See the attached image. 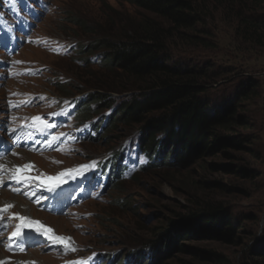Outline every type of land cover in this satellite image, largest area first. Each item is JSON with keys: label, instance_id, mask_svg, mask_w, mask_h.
Returning a JSON list of instances; mask_svg holds the SVG:
<instances>
[{"label": "rangeland", "instance_id": "374dc122", "mask_svg": "<svg viewBox=\"0 0 264 264\" xmlns=\"http://www.w3.org/2000/svg\"><path fill=\"white\" fill-rule=\"evenodd\" d=\"M30 1L32 5L28 0H0V12L4 13L0 19V36L4 33L2 30H9L14 23L20 24L19 17L23 15V23L33 27L36 39L34 44L25 46L18 54L0 52V61L5 60L9 66L22 61L44 69L36 78L0 85V120L7 95L13 88L12 91L33 97L47 95L49 99L41 102L38 109H25L21 115L29 111V115L46 116L51 122L55 120L53 112L61 115L66 108L79 107L86 96L97 92L95 85L102 86L112 80L108 75L110 72L101 67L102 53L94 52L86 61V56L80 53L81 48L83 50L87 46L89 50L100 32L123 33L128 21L145 13L128 0ZM42 7L46 13H41ZM206 12L207 18L194 34L198 40L176 41L174 57L186 60L193 67L204 68L211 74L213 81L207 95L212 99L224 100L233 94L235 87L242 83H237L239 76L253 81L252 95L241 102L242 109L238 112V116L247 123L233 134L240 138V143L212 155L205 153L186 165H177V161L167 159L166 165L149 174L135 175L137 180L134 183L125 179L112 188H104L102 178H97L91 187V196L64 217L37 212L25 200L1 193L0 202L15 205L14 200L17 199L25 217L35 213L38 219H31L41 220L57 234L71 237L76 253L80 252L71 254L70 259L84 257L83 261L90 263L85 258L99 252L101 256L116 254L119 257L116 264H123L128 256L140 264H209V261L197 260L196 252L202 251L221 254L230 264H245L249 258L245 250L248 245L259 250L264 247V47L255 48L245 42L237 32V20L225 9L210 6ZM259 16L264 20L263 12ZM57 85L64 88L65 94L57 92ZM125 98L113 93L115 103L103 108L101 115L112 112V120ZM87 103L81 105L80 116L73 118V114H69L70 121H76L77 126H60L51 138H47L43 127L33 122V136L41 146L39 153L49 157L28 156L24 161H32L40 172L50 175L72 168L74 181L78 176L85 177L81 175L88 171L91 160L101 159L123 147L124 156L131 155L126 160L130 168L125 175L132 174L142 162L135 155L133 145L139 140V128L116 124L113 130L109 123L98 141H90L89 135L83 139L85 134L80 128L99 126L90 123L98 113L82 117ZM90 109L93 111L96 107L92 104ZM53 137L57 139L53 140ZM7 160L15 161L17 165L21 162L9 157ZM86 186L87 182L81 181L78 189ZM193 199L221 202L236 216L247 217L248 220L243 222L231 244L217 243L209 238L177 239L175 247L165 251L163 258H158L155 250L148 258L149 252H142L144 245L157 241L161 235L160 245L167 243L179 227L172 224L176 220L173 214H183ZM15 206L14 211L21 214L18 205ZM1 251L0 247V254ZM15 259L17 262L11 264L31 260L39 264L61 262L40 251H31Z\"/></svg>", "mask_w": 264, "mask_h": 264}, {"label": "trees", "instance_id": "16d2710c", "mask_svg": "<svg viewBox=\"0 0 264 264\" xmlns=\"http://www.w3.org/2000/svg\"><path fill=\"white\" fill-rule=\"evenodd\" d=\"M128 1L146 15L128 21L123 33L96 34L91 48L85 46L80 50L86 61L90 54L100 51L101 67L112 77L105 85L94 84L97 92L85 97L88 103L82 117L101 115L104 112L101 110L114 102L113 93L126 97L117 107L110 129L115 130L116 124L139 128L142 137L138 140L139 152L153 161L142 168V175L166 165L167 159L186 165L205 153L212 155L237 147L240 138L233 135L234 131L247 123L238 112L242 109L241 102L252 95L253 81L239 76L237 83H242L233 94L224 100L212 99L207 95L213 81L211 74L175 58V45L176 41L198 40L194 34L207 18L208 7L215 6L233 14L238 22L237 32L245 42L255 48L264 47V20L259 16L264 13V0ZM56 90L65 94L61 85ZM92 104L96 107L93 111ZM136 180L135 176L131 178L133 183ZM173 215L176 220L172 224L179 227L163 246L162 235L157 241L146 243L142 252H149L148 258L154 250L158 258H163L165 251L175 247L177 239L209 238L231 244L248 220L236 216L221 202L197 199L192 200L183 214ZM245 250L249 256L245 264H264V247L259 250L248 245ZM196 257L209 264L231 263L215 252L197 251ZM133 263L140 264L135 258Z\"/></svg>", "mask_w": 264, "mask_h": 264}, {"label": "snow or ice", "instance_id": "6c2138e0", "mask_svg": "<svg viewBox=\"0 0 264 264\" xmlns=\"http://www.w3.org/2000/svg\"><path fill=\"white\" fill-rule=\"evenodd\" d=\"M15 63H23L22 61H15ZM15 95V93H14ZM13 107H18L19 105H12ZM33 122H42L40 117H33L32 118ZM57 139L56 137H53V140ZM15 154V153H14ZM33 167V165L28 164V165H23V166H15L11 169H7L4 165L0 164V172H7L8 178L9 179H13L16 180L17 182L24 180L25 176L23 175L25 171L31 170V168ZM87 167V166H85ZM65 175V173H60L58 177H56L55 179H59L60 176ZM36 179H40V177H37ZM48 179H53L51 177H49ZM4 183V178L2 175H0V186H2ZM49 190H51L52 187H54V185H48ZM13 191H18L16 189H13ZM26 194V193H25ZM12 207H14V205L11 204H6L4 205L2 208H0V212H7L8 210H10ZM14 219H18L21 223L18 224L16 226V231H13L12 233V237H18L20 236V228L21 227H31L32 222L30 221V218L24 217L19 215L18 213H13L12 217ZM37 225H40V222H35ZM41 227H43L42 225H40ZM44 234L48 236V239L54 242H58L64 245V247L67 250L70 251H75V247L73 246V242L71 237H59V236H55L54 234H52V229L50 228H45L44 229ZM21 251H23V249H21ZM72 264H86L85 261L80 260V261H76V262H72Z\"/></svg>", "mask_w": 264, "mask_h": 264}, {"label": "bare ground", "instance_id": "6f19581e", "mask_svg": "<svg viewBox=\"0 0 264 264\" xmlns=\"http://www.w3.org/2000/svg\"><path fill=\"white\" fill-rule=\"evenodd\" d=\"M23 137H20V139H22ZM5 200V199H4ZM7 200V199H6ZM1 201V200H0ZM14 202L16 203L15 205H18L17 206V209H20L19 211H20V213H21V215L22 216H24V214H23V210L21 209L22 208V205L20 204V201H18L17 199H15L14 200ZM13 202V203H14ZM3 205H5V203H3V202H0V207L1 206H3ZM14 205V204H13ZM14 205V209H16V206ZM20 207V208H19ZM28 207H30V206H28ZM31 217L32 218H37V216L35 215V213H32V215H31ZM38 219V218H37ZM58 223H60L59 221H58ZM3 258H5V256H4V254L2 253V254H0V259H3Z\"/></svg>", "mask_w": 264, "mask_h": 264}]
</instances>
